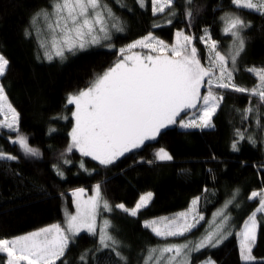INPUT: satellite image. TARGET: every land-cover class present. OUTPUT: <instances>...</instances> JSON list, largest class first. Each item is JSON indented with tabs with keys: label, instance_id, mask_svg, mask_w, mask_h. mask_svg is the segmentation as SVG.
Wrapping results in <instances>:
<instances>
[{
	"label": "snow or ice",
	"instance_id": "6c2138e0",
	"mask_svg": "<svg viewBox=\"0 0 264 264\" xmlns=\"http://www.w3.org/2000/svg\"><path fill=\"white\" fill-rule=\"evenodd\" d=\"M116 3L125 7L120 0ZM141 9L146 0H136ZM151 0L153 16L165 13L164 24L153 23L154 29L175 28L171 43L153 31L116 49L117 34L126 33L125 22L116 15L106 0H50L29 18L24 36L35 39L37 59L49 63L59 59L89 53L92 49H116L117 58L102 73L95 74L88 85L65 97L72 106L67 147L61 153L59 164L52 165L56 175L67 179L61 165L70 166L67 154L78 152L79 169L88 175L91 171L83 158H91L97 167L110 170L127 154H137L147 142H156L165 130L178 126L185 130L214 129V117L225 99V94L247 96L243 109H235L240 116V127H234L230 144L232 152L240 153L245 145L264 150V66L246 67L256 83L244 86L236 82L241 70V58L250 39L248 30L253 24L243 14H259L264 18V0H229L227 6L218 5L223 13L218 16L219 32L228 38L224 44L213 37L212 28L203 26L200 34L190 31L196 27L203 6L195 0ZM227 9V10H225ZM131 11V9H129ZM215 11V10H214ZM179 18L185 27H176ZM197 43L202 46L197 47ZM146 50V51H145ZM9 60L0 53V77H4ZM255 100V104L253 101ZM64 120L69 117L64 115ZM21 115L9 101L3 83H0V132L6 130L11 145L27 158H41L43 153L29 143L21 133ZM50 133L55 129H50ZM11 134H15L14 138ZM18 156L0 149V161H17ZM210 159L215 160L213 153ZM174 156L160 147L153 159L141 163L171 162ZM242 164L244 162H241ZM264 169V163L258 171ZM208 172L215 179L212 169ZM260 187L250 191L247 202L257 204L239 226L232 210H239L241 190L237 187L226 194L221 207L206 221L201 202H207L209 189L204 187L194 196L187 209L172 216L145 219L142 226L161 243L150 247L144 264H193L195 254L219 248L233 236L238 242L242 264H264L254 255L258 236L264 228V178ZM103 182L92 186V194L84 187L71 190L74 212L65 211L63 223H53L12 238H0V254L6 264H68L66 253L76 245L81 233L88 234L94 247L85 249L78 264H129L124 254L125 245L116 235V227L105 215L119 211L137 218L149 206L154 193L139 195L134 206L124 202L111 204L103 193ZM63 195V194H62ZM212 195H217L215 188ZM199 237L190 239L194 231L204 226ZM179 241V242H176ZM198 264H216L210 256Z\"/></svg>",
	"mask_w": 264,
	"mask_h": 264
},
{
	"label": "trees",
	"instance_id": "16d2710c",
	"mask_svg": "<svg viewBox=\"0 0 264 264\" xmlns=\"http://www.w3.org/2000/svg\"><path fill=\"white\" fill-rule=\"evenodd\" d=\"M106 2L125 21L127 27L126 33L117 34L116 49L149 31L169 42L173 41L174 27H152L154 22L164 24L168 14L166 10L153 16L151 0H146L147 7L144 9L139 7L136 0H120L125 7H121L116 0ZM49 3L50 0H0V52L9 60L8 70L1 77L2 83L9 100L21 115V132L28 137L33 147L43 153L41 158L24 157L18 146L11 145L6 138L9 135L7 132L0 134V149L19 157L17 161H0V238L23 235L54 222L62 224L65 211L75 210L71 190L84 187L91 194L92 186L97 182H103V193L113 205L124 202L131 207L140 194L148 191L154 193L149 206L142 209L137 218L119 211L105 214L112 220L116 235L125 245L124 254L129 264H142L147 250L161 243L159 238L143 228L142 222L187 209L191 199L200 195L204 187L209 189L207 202H201L206 221L224 203L226 194L238 187L241 190L242 207L232 210V215L237 226L242 224L243 219L257 206L255 202H247L245 197L251 190L258 189L261 186L260 179L264 178V169L258 171L264 163V150L245 145L240 153H235L230 148L234 127L241 126L240 116L235 109L246 106L245 95L225 94L221 109L214 117V129L200 132L173 126L165 130V134L158 137L156 142H147L137 154L130 153L122 157L117 166L110 170L99 169L91 158H83L90 171L96 169L91 176L79 169L81 157L78 152H73L67 154L71 165H61L67 179L56 175L52 165L62 160L61 153L67 147V133L72 123V106L65 107V97L86 87L95 74L103 72L115 61L117 55L116 49L98 48L69 57L64 63L59 59L51 63L37 59L35 39L26 38L24 31L33 13L47 7ZM195 3L203 8L198 18L200 23L190 31L199 35L201 27L210 26L213 37L224 44L228 38L222 37L219 32L217 18L223 13L217 6H227L229 0H195ZM243 14L253 27L248 30L250 39L241 58V70L236 82L251 87L256 83L255 77L244 69L264 66V18L259 14ZM173 23L176 27H185L179 18L174 19ZM197 47L202 48L199 43ZM261 111L264 112V109ZM64 115L69 119H62ZM50 129L55 131L50 133ZM160 147L168 150L174 160L152 164L140 162L153 159V153ZM213 153L216 155L215 160L210 159ZM208 169L215 173V179ZM213 188L217 192L215 196L212 195ZM201 223L204 225V222ZM204 227L206 225L194 231L193 236L200 235ZM92 247L93 239L81 233L76 245L66 253L68 264H78L79 255ZM253 252L258 260H264V228ZM207 256L217 264H242L234 236L219 248L195 254L193 264H198L199 260Z\"/></svg>",
	"mask_w": 264,
	"mask_h": 264
},
{
	"label": "rangeland",
	"instance_id": "374dc122",
	"mask_svg": "<svg viewBox=\"0 0 264 264\" xmlns=\"http://www.w3.org/2000/svg\"><path fill=\"white\" fill-rule=\"evenodd\" d=\"M109 4V3H108ZM110 5V4H109ZM111 6V5H110ZM114 11V10H113ZM117 15V14H116ZM118 16V15H117ZM118 17H120V16H118ZM121 18V17H120ZM122 19V18H121ZM123 20V19H122ZM124 21V20H123ZM125 22V21H124ZM126 24V23H125ZM155 34V33H154ZM156 35V34H155ZM144 36V35H143ZM158 36V35H157ZM141 38V37H140ZM161 38V37H160ZM137 39H139V38H137ZM162 39V38H161ZM172 39H174V37L172 38ZM134 40H136V39H133V40H131V42L132 41H134ZM165 40V39H164ZM227 40V39H226ZM226 40H224V43H225V41ZM167 42H169L168 40H166ZM131 42H129V43H131ZM169 43H171V42H169ZM125 44H127V43H125ZM125 44H123V45H121V46H124ZM121 46H118V48L119 47H121ZM117 48V49H118ZM146 51V50H145ZM1 53V52H0ZM102 73V72H101ZM0 83H2V79H1V77H0ZM10 101V100H9ZM11 102V101H10ZM12 103V102H11ZM12 105H13V103H12ZM13 107H14V105H13ZM18 111V110H17ZM2 132H7L6 130H4V131H2ZM2 132H0V134H2ZM22 133V132H21ZM23 134V133H22ZM13 138H14V136H13ZM89 194V193H88ZM92 194V193H91ZM91 194H89V195H91ZM132 207V206H131ZM181 211H184V210H181ZM180 211V212H181ZM217 211V210H216ZM175 213H178V212H174V213H171L170 215H162V216H172L173 214H175ZM152 218H155V217H152ZM152 218H150V219H152ZM212 218V217H211ZM211 218H209V222L211 221ZM54 223H60V222H54ZM48 225H50V224H48ZM45 226H47V225H44L43 227H45ZM208 225H206V227H207ZM36 230V229H35ZM34 231V230H33ZM23 234H26V233H23ZM194 234V233H193ZM193 234H191L190 236H189V238L190 239H195V238H197V237H199L200 235H198V236H193ZM201 234V233H200ZM14 237V236H13ZM176 242H179V241H176ZM153 247V246H152ZM2 256H3V254H1ZM2 259H4L5 261L3 262V260ZM0 264H6V258L3 256V258L1 257V259H0ZM142 264H144V261H143V263ZM217 264V263H216Z\"/></svg>",
	"mask_w": 264,
	"mask_h": 264
}]
</instances>
